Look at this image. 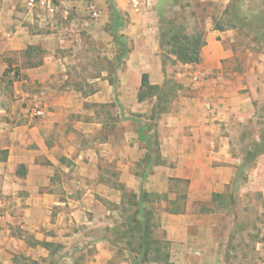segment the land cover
I'll return each instance as SVG.
<instances>
[{"label":"crops","instance_id":"obj_1","mask_svg":"<svg viewBox=\"0 0 264 264\" xmlns=\"http://www.w3.org/2000/svg\"><path fill=\"white\" fill-rule=\"evenodd\" d=\"M58 1L74 9L69 23L55 24L43 8L30 14L20 0H0V264L54 247L65 257L66 249L83 255L93 247L85 264H107L120 241L86 227L101 222L103 199L118 203L119 182L166 209L157 224L173 264H221L233 223L220 199L242 182L264 194V153L234 185L249 148L243 128L259 96L226 73L232 52L224 39L233 30L215 27L208 15L200 61L174 62L169 54L170 74L162 0H91L102 12L98 19L89 15L90 0ZM92 57L100 62L95 74L77 78ZM195 72L203 73L200 82ZM143 74L153 85H182L154 118L157 97L138 98ZM7 76L14 84L8 101ZM93 103L110 104L115 121ZM183 182L184 191L177 186ZM75 221L88 226L74 233Z\"/></svg>","mask_w":264,"mask_h":264},{"label":"rangeland","instance_id":"obj_2","mask_svg":"<svg viewBox=\"0 0 264 264\" xmlns=\"http://www.w3.org/2000/svg\"><path fill=\"white\" fill-rule=\"evenodd\" d=\"M159 13L166 29L174 27L177 32L183 34L204 30V22L207 16L212 14L209 20L213 19L215 27L221 26L224 29L233 30L231 35L224 39L225 45L232 52L231 57L225 61L226 73H231L234 78L241 76L242 81L248 85V89L252 88L259 96L255 101L256 114L243 128L248 147H250L255 138L260 139L264 135V0H162ZM165 50L168 54L170 47H165ZM170 59L167 55L168 69L171 74L173 66ZM99 63L98 59L92 57L86 60L81 70H76L77 75H75L77 78L80 74L81 76L94 75ZM101 64L105 66L104 62ZM9 80V76L4 79L7 91V96L4 97L6 101L13 99L14 84ZM74 82L78 86L85 84V81L81 80ZM88 83L86 81L87 90L90 88ZM85 104L90 105L91 102ZM92 107L96 111L100 110L107 122L115 121L116 116L110 104L103 106L94 104ZM92 116L96 117L99 114L96 112ZM119 184L121 192L118 194V203L103 199L102 205L97 209L101 215V222L90 225L94 227H86L87 233L92 232L91 235L98 238L111 236L116 238V241H120L117 244L119 248L115 256L107 264H164L163 259H156L154 251L139 263L135 259L138 256L137 240H134V244L127 245L128 239L125 236L130 235L127 232V224L134 209L138 207L134 204L137 201V193L128 190L124 183L119 182ZM248 184V182H242L240 187L229 191L227 197L220 199L219 204H228L233 223L230 240L224 246L221 264H264V194L260 189L250 188ZM177 186L182 191L186 188L184 182ZM142 194L147 201L151 202H147L146 210L152 213V238L165 241L166 232L158 226L157 222L159 214L166 209L157 207L156 197L149 196L147 193ZM75 224L71 228V230L76 229L74 233L82 231V226H88L77 221ZM19 233L22 235L20 231ZM26 238L30 243L34 242L32 236L27 234ZM126 247L129 248V252L122 250ZM56 248L54 247L55 251L52 253L46 254L45 251L36 258L15 254L7 258L4 264H85L94 255L93 247H90L87 254L83 255L69 253V249H66L68 254L66 257L63 255V250ZM132 248H135L136 252H132ZM164 253H166L165 247L161 249V254Z\"/></svg>","mask_w":264,"mask_h":264},{"label":"trees","instance_id":"obj_3","mask_svg":"<svg viewBox=\"0 0 264 264\" xmlns=\"http://www.w3.org/2000/svg\"><path fill=\"white\" fill-rule=\"evenodd\" d=\"M218 28H221V26H218ZM161 38L164 51H166L165 47H170L168 54H166V52L164 53L166 59L167 55L170 54L176 56V59L173 60L174 62L180 61L182 63H194L200 61L201 49L206 43L205 33L203 30L192 34H183L181 32H177L174 27L170 29L162 27ZM30 49L31 48H28L27 52H29ZM123 52H125V50L122 51L121 56L123 55ZM10 70L11 69H8L5 75H8ZM18 76L19 72L16 70L14 77L17 78ZM9 81L12 83L13 79L10 78ZM181 88L182 85L172 79L167 80L162 86L153 85L149 82L147 74H143L142 86L138 98L141 101L147 97H157L158 102L154 107L152 114V118H154L168 110L170 102L175 97L177 91ZM262 153H264V135L261 136L259 140L254 141L246 150L244 155V164L238 173L234 185H236L239 180L244 178L245 169L251 166L254 160ZM144 199L145 198L141 193L137 201L134 203L138 207L134 209L128 220L127 232H129L130 235L125 236L128 239L127 245H132L134 244V240H137L138 251L136 252V249L132 248V252L134 251L137 253L138 256L135 257V259L139 263L143 259L148 258L150 253L154 251L156 259H163L165 261L164 264H172L168 252V241L152 238V213L147 211L146 207L143 206ZM164 247L166 248V253L161 254V249Z\"/></svg>","mask_w":264,"mask_h":264},{"label":"built area","instance_id":"obj_4","mask_svg":"<svg viewBox=\"0 0 264 264\" xmlns=\"http://www.w3.org/2000/svg\"><path fill=\"white\" fill-rule=\"evenodd\" d=\"M27 12L34 14L37 8H43L50 20L57 23H69L72 19L74 9L64 5L58 0H20ZM89 15L92 19L101 17V10L96 6L95 2L91 1L88 5ZM194 82H200L203 78V73L195 72L193 75ZM40 113V112H39Z\"/></svg>","mask_w":264,"mask_h":264}]
</instances>
